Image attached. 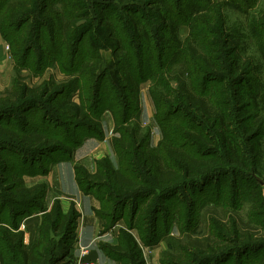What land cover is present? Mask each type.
Returning <instances> with one entry per match:
<instances>
[{
    "label": "trees",
    "instance_id": "1",
    "mask_svg": "<svg viewBox=\"0 0 264 264\" xmlns=\"http://www.w3.org/2000/svg\"><path fill=\"white\" fill-rule=\"evenodd\" d=\"M254 3L0 0V35L16 65L15 79L0 92V264H72L78 212L73 206L63 212L58 199L48 208L46 184L26 186L24 176L45 175L56 162L72 159L85 137L102 138L105 110L114 121L118 167L102 157L93 173L81 165L74 173L79 188L100 203L102 231L126 221L116 245H100L108 256L146 264L142 247L157 243L156 216L163 213L168 236L170 211L161 207L177 205L176 196L185 189L193 194L186 221L174 211L182 236H168L160 264H242L251 247H264L261 236L252 238L224 210L221 217L208 211L202 234L182 228L194 221L195 195L206 183L264 171V78L257 74L260 65L242 56L240 37L227 27L224 14L227 6L248 14L246 7ZM182 25L188 27L185 38ZM259 29L264 30V8L248 28L264 56ZM101 50L111 52L113 73L102 68ZM49 64L62 79L23 81L21 69L36 76ZM146 83L160 131L155 146L150 129L138 121L139 90ZM182 111L193 122L185 121ZM237 129L248 152L241 149ZM209 192L214 196L209 203L223 201L220 188ZM34 212L41 216L37 236L26 245L20 225ZM262 258L252 264H264Z\"/></svg>",
    "mask_w": 264,
    "mask_h": 264
},
{
    "label": "rangeland",
    "instance_id": "2",
    "mask_svg": "<svg viewBox=\"0 0 264 264\" xmlns=\"http://www.w3.org/2000/svg\"><path fill=\"white\" fill-rule=\"evenodd\" d=\"M253 1L255 3L254 5H252V7L251 6L246 7V9L248 8L247 9L248 14H245L241 10L238 11L235 8L229 6L224 8V14L226 18L227 27L230 28V30H236L237 34L240 37V44L243 47V51L241 52L242 56L244 58L253 59L255 62H257L260 65L257 74H260V76L264 78V56L262 55V44L258 45L255 42L254 38L250 35L248 30L252 20L258 21L259 16L264 8V0H251V3ZM238 2L239 3L244 2V0H238ZM259 30H261V32L264 34L263 29H259ZM179 33L181 38H185L188 35V27L182 25L179 29ZM11 34L12 36L15 35L14 32H11ZM2 40H3L1 43L2 46H0V92L12 83V80L15 79V75H16L15 74L16 65L11 55L9 54L8 44L4 39ZM49 49L54 50V46ZM103 55H104L103 65L109 67L113 73V61H112V56L110 57V52L109 51L104 52ZM20 74L24 76L23 81L27 82L28 84H34V83L36 84L40 82L42 79L48 78L49 76H52L55 80H60L62 79L63 76V74L58 70L57 66L54 64L53 65L49 64V66H47L40 75L34 76L27 68L21 69ZM177 117L178 115L176 116V118ZM181 117L187 122L190 121L193 122V119L190 117V115H188L183 111L181 113ZM18 118L19 115L15 114V118H13V121H17ZM29 122L34 124L35 120L31 118ZM197 127L199 126L197 125ZM70 132H73V130H70ZM236 132L238 133L237 140L239 141L241 149H243V151L245 152H248V146L245 143L244 138L240 133V130L237 129ZM154 136L155 139L157 136L156 134ZM192 147L193 148L195 147L194 149H196L197 146L193 145ZM215 149L219 150L218 148ZM204 187L205 188H203L202 192H197L195 195V197L197 196L196 197L197 204L193 216L194 221L191 224H187L188 226L185 225V223H183L182 225V228L184 230L189 231L188 234L204 233L207 226L206 221H207V216L209 215L208 211L218 217L224 216L225 215L224 211H227L228 214L231 213V215L234 216L235 219H237L240 225H243L242 227H245L244 228L245 230H249L251 234H253L252 238H256V236H261L260 237L262 238L261 244H264V222H262L264 221V171L261 172L260 174L258 173L256 175H253L252 177L249 173L239 174L234 178L231 175H221L218 176L217 182L214 181L212 183H206ZM217 188H220L219 193L222 196V199L220 200H223L225 202L220 201V204L214 206L213 203L211 202L209 203L208 200L209 197L210 198L214 197L212 193H210L209 191L211 189L214 190ZM232 189L236 192V197L232 195V191H231ZM179 194H180L179 196H176L177 200L180 199L178 200L179 203H177V205H173L174 203L173 201L172 203L165 202L161 207L164 210L168 209V211H170V220L172 224H171V228L167 230L169 231L167 233L168 236H170V238L182 236L181 235L182 233L178 232L177 226L174 224V220L176 219V215H178L180 220L186 221V218H184L186 203L188 202L189 199H191L193 195L188 189L182 190ZM233 202L236 203V206L235 205L232 206ZM174 211H176L178 214L174 215ZM156 217L158 220H160V222L158 221V225L160 227H159V236L157 239V243H155L154 245L161 244L162 245L161 251L163 252L167 249V243L170 238L167 236L166 233H163L164 232V229L162 228L163 213L160 212ZM25 218H23V220ZM23 220L21 224L23 223ZM119 221L120 223L118 224H120V226L117 227L118 232L120 228L126 227L125 219H120ZM30 228L32 229V226H30ZM134 233L136 234V231H134ZM71 256L73 258V255ZM261 256H263L262 259H264V247H260V246L251 247V249L247 252V254L244 257H242L243 259L242 264H252V261L255 258H260ZM230 262H232V260ZM233 263L234 262L230 264ZM72 264H73V259H72ZM120 264H130V262L127 259H122V261H120Z\"/></svg>",
    "mask_w": 264,
    "mask_h": 264
},
{
    "label": "crops",
    "instance_id": "3",
    "mask_svg": "<svg viewBox=\"0 0 264 264\" xmlns=\"http://www.w3.org/2000/svg\"><path fill=\"white\" fill-rule=\"evenodd\" d=\"M0 35V46L2 39ZM101 55L104 63V52ZM110 52V51H109ZM109 55V54H108ZM111 57V52H110ZM102 68L111 69L102 64ZM140 112L138 121L141 127H148L151 132L150 143L155 146L160 139V131L156 124L153 113V103L148 94V84H143L139 90ZM102 138L85 137L81 143L74 149L72 159L61 160L53 164L48 173L37 176H24L26 186H32L37 183H44L47 186L45 195V204L49 208L53 201L58 199L63 212H66L70 206H73L78 212L75 225V236L78 239V245L87 247L85 259L95 264H120V261L109 257L100 247L101 244L116 245L118 243V226L120 221L111 229L102 231L103 221L97 216L96 210L99 208V201L91 192H83L75 179L74 166L81 165L88 172L93 173L96 170V160L107 157L112 166L118 167V157L113 147L114 121L111 113L105 110L101 117ZM156 138L154 139V135ZM40 213H34L23 220L20 229L23 230V243L28 245L37 236V227L40 222ZM32 226V229L30 228ZM135 234V233H134ZM152 245L142 247L143 256L146 264H160L162 245ZM76 248H75V252Z\"/></svg>",
    "mask_w": 264,
    "mask_h": 264
},
{
    "label": "built area",
    "instance_id": "4",
    "mask_svg": "<svg viewBox=\"0 0 264 264\" xmlns=\"http://www.w3.org/2000/svg\"><path fill=\"white\" fill-rule=\"evenodd\" d=\"M75 248H76L77 253H74ZM71 251L73 254V264H95V263L85 259L86 255H87V251H88L87 247L78 245L77 236H75V238H74V242H73Z\"/></svg>",
    "mask_w": 264,
    "mask_h": 264
}]
</instances>
